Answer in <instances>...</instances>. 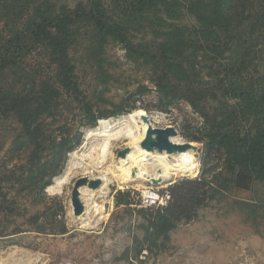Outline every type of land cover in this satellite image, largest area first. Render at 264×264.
Segmentation results:
<instances>
[{
	"label": "trees",
	"instance_id": "16d2710c",
	"mask_svg": "<svg viewBox=\"0 0 264 264\" xmlns=\"http://www.w3.org/2000/svg\"><path fill=\"white\" fill-rule=\"evenodd\" d=\"M111 44L145 72L159 109L183 101L201 114L199 140L206 154L224 157L229 176L218 182L206 169L200 179L172 186L167 205L138 210L143 239L134 240L158 253L162 240L232 184L264 185V0H0V118L19 125L9 149L14 169L8 173L7 163L0 169L3 217L20 215L37 233L67 232L61 201L49 204L45 190L81 144L83 127L136 107L102 110L106 101L94 100L79 76V64L87 63L97 85L109 86ZM16 196H33L45 209L28 217ZM115 204L130 208V192L119 191Z\"/></svg>",
	"mask_w": 264,
	"mask_h": 264
},
{
	"label": "rangeland",
	"instance_id": "374dc122",
	"mask_svg": "<svg viewBox=\"0 0 264 264\" xmlns=\"http://www.w3.org/2000/svg\"><path fill=\"white\" fill-rule=\"evenodd\" d=\"M63 1L74 5L79 0ZM80 52L81 45H78L75 52H72L73 57L79 58ZM108 58L115 77L105 89L97 85L96 74L86 62L79 64L78 73L84 88L95 95L94 100L99 101L98 96H100L106 101L100 103L102 110H113L115 105L119 106L120 103L126 108L136 106L129 113L111 119H120L135 111L140 113L143 111L148 115L153 128L174 126L178 130V139L192 142L201 149L197 158L199 161L196 173L179 176L180 178L177 177L163 184L147 182L122 188L113 186L108 197L96 196L99 197L97 202L103 204L104 208L96 215V219L99 220L98 225L85 229L75 219L71 205L72 191L80 177L94 178L102 173L103 168L94 169L91 174H84L80 167L66 179V182L63 181L62 186L52 181L45 190L50 198L49 204L52 203L51 199L61 201L63 209L59 207V215L61 220L66 222L67 232L56 235L37 233L32 231L30 224L24 223L20 215L14 214L8 218L0 215V264H264V185L258 183L250 190H238L232 184L230 192L210 201L207 207L199 211L197 219L183 222L170 233L169 240L165 242L162 240L164 249L158 253L149 251L146 247L142 248V244H136L135 236L139 241L143 239L142 219L138 210L145 208L141 205L145 191L155 192L160 200L166 201L163 202L164 205H167L170 200L169 190L178 181L185 178L198 180L206 169L211 170V177L215 174L219 175L218 182L229 180V176L223 171L224 157L220 153L206 154L205 143L199 140L204 122L200 113L183 101L169 106L168 111L159 109L161 107L157 91L149 83L145 72L127 61L121 45L111 44ZM32 62L39 61L35 59ZM142 84L150 86L152 90L143 95H139L138 92L136 95L133 94ZM111 119H102L99 126L95 127L103 128ZM18 127V123L13 118H0V169L7 163L8 173L9 170L14 169L17 162L15 159L13 161L8 159L9 149ZM91 128L94 127L81 129L83 134L81 144L68 155L64 168L67 167L73 154H77V160L86 161L85 163L92 160L87 155H81L87 147L84 137ZM125 147H130L128 140L114 142L110 156L112 154V157L118 158L119 151ZM88 149L87 154L91 153ZM98 152L96 150L91 154L96 156ZM61 174L56 177H60ZM51 187L55 189L50 190ZM119 191L130 192L132 198L130 208L115 204ZM16 198L21 202L19 207L27 210L28 217L45 209V204L35 203L33 196H16ZM245 203H250V206ZM83 213L85 214V210ZM14 248L19 249L21 253V256L19 255L21 260L15 262V259L9 256ZM140 248L142 249L139 253ZM24 253L29 254L25 260H23Z\"/></svg>",
	"mask_w": 264,
	"mask_h": 264
},
{
	"label": "bare ground",
	"instance_id": "6f19581e",
	"mask_svg": "<svg viewBox=\"0 0 264 264\" xmlns=\"http://www.w3.org/2000/svg\"><path fill=\"white\" fill-rule=\"evenodd\" d=\"M155 120L157 119L155 118ZM106 126L103 128L94 127L86 132L87 141L85 147H87L81 155H87L92 160L89 163H85L86 161L77 160L76 157L78 155L73 154L63 175L56 178V183L61 185L64 180L66 182V179L78 171L80 167L84 174H91L94 169L103 168L99 176L94 177L95 175H93L94 178L101 179L99 190L90 188L88 185L80 189V199L83 203L82 205H84L85 214L74 216L79 225L85 229L94 228L99 223L96 215L100 214L104 205L97 202L99 197L96 198V196L108 197L113 186L117 185L122 188L132 184L139 185L147 182L163 184L171 182L179 176L195 174L197 171L199 160L191 149L183 153L169 154L167 152H148L141 147V142L145 138L146 132L153 128L148 115L143 111L141 113L140 111H135L118 120L111 119ZM123 140L129 141L130 151L123 157L117 156L118 158H115L112 157V154L110 156L114 142ZM173 141L184 143V141L178 139V136L174 137ZM87 149L91 153L98 150V155L87 154ZM154 180H156V183H154ZM54 189L55 187L50 188V190ZM150 194L148 191L144 192L145 196ZM19 252V249L14 248L9 253V256L15 259L14 262L20 259L19 255L21 256V253ZM24 254L23 260L26 259L25 257H29L28 253Z\"/></svg>",
	"mask_w": 264,
	"mask_h": 264
},
{
	"label": "water",
	"instance_id": "95a60500",
	"mask_svg": "<svg viewBox=\"0 0 264 264\" xmlns=\"http://www.w3.org/2000/svg\"><path fill=\"white\" fill-rule=\"evenodd\" d=\"M111 119V118H110ZM118 120V119H117ZM100 121H98L97 126H99ZM178 136V130L174 126H167L166 128H151L146 132L145 138L141 142V147L147 150L148 152H167L169 154L172 153H183L188 150H193L196 154V158H198V154H200L201 149L192 142H184V143H176L173 141V138ZM86 140V135L84 137ZM84 141V142H85ZM130 151V147H125L120 150L118 153V157L125 156ZM63 170L62 174L65 172ZM55 177L52 181L56 182ZM156 183V180H154ZM101 184V179L99 178H89L87 176L80 177L74 185L72 191V204L74 215H80L83 213L84 205H82V201L80 199V189L88 185L90 188H97Z\"/></svg>",
	"mask_w": 264,
	"mask_h": 264
},
{
	"label": "built area",
	"instance_id": "2783aa9c",
	"mask_svg": "<svg viewBox=\"0 0 264 264\" xmlns=\"http://www.w3.org/2000/svg\"><path fill=\"white\" fill-rule=\"evenodd\" d=\"M150 195L143 196L141 205L145 208H151L155 206H163L164 205V199L160 200L159 196H156L155 192H150ZM166 202V201H165Z\"/></svg>",
	"mask_w": 264,
	"mask_h": 264
}]
</instances>
